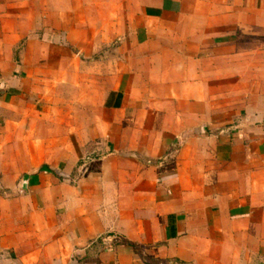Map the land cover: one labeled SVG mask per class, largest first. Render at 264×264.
Here are the masks:
<instances>
[{
    "label": "crops",
    "instance_id": "0c3cea01",
    "mask_svg": "<svg viewBox=\"0 0 264 264\" xmlns=\"http://www.w3.org/2000/svg\"><path fill=\"white\" fill-rule=\"evenodd\" d=\"M0 264H264V0H0Z\"/></svg>",
    "mask_w": 264,
    "mask_h": 264
}]
</instances>
